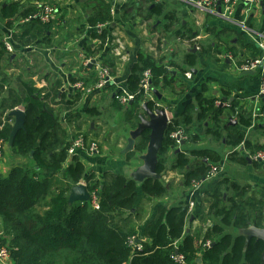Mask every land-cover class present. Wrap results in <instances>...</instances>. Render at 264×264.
I'll use <instances>...</instances> for the list:
<instances>
[{
	"label": "crops",
	"instance_id": "0c3cea01",
	"mask_svg": "<svg viewBox=\"0 0 264 264\" xmlns=\"http://www.w3.org/2000/svg\"><path fill=\"white\" fill-rule=\"evenodd\" d=\"M18 1L23 9H33L46 0H0V38L12 47L9 60L5 57L0 59V67L11 75L5 89H13L17 93L19 80L34 81L35 88L41 90L54 119L65 129L68 140L83 133L97 143V152L77 151L87 166V174L95 173L101 178L106 171H114L133 178V173L143 163L141 156L146 152L148 143L144 151L137 150L138 137L133 147L128 148V137L130 131L138 126L136 123L140 122L135 106L140 105L141 110L138 112L146 115L143 105L148 99L135 102L132 99L128 104H122L117 98L121 89L127 90V80L141 52L164 63L172 71L170 83L154 82L151 88V99L157 106L167 110L170 120L182 121L187 109L191 110L193 120L187 127L189 133L199 135V139L190 137L185 144H180L182 152L204 149L227 160L233 145L227 143L226 138L220 140L206 134L209 121L198 119L196 97L203 93L207 97L220 98L229 103L237 100V106L244 105L249 109L255 105V97L264 79V65L247 73L239 70L236 64H240L239 60L243 63L253 59L256 53H262L258 43L264 39V7L261 4L233 0L229 5L232 13L225 18L200 9L189 0H111L114 21L104 27L109 28V33L103 44L101 39L93 36L97 27L87 23L88 15L93 13L99 0H49L60 9L58 18L62 19L54 28L51 41L45 42L39 38L33 44L23 45L13 38L15 33L23 31L21 15L15 16L11 20L12 25H8L10 20L2 12L5 5ZM155 3L162 6L160 13L152 11ZM97 30L101 31L99 28ZM87 44L98 48L89 57L84 50ZM100 44H103L102 48H99ZM189 54L196 55V63L184 71ZM83 56L91 58V61L85 63ZM110 58H113L112 61L107 62ZM95 62L107 68L113 77L112 85L105 92L96 88L99 68ZM83 79L87 84L81 88L82 95L77 98L80 88L75 83ZM224 91H228L230 96H225ZM67 101H72V106L66 107ZM263 102L264 97L260 103ZM91 106H96L100 113L90 114L88 109ZM17 108L23 109L20 105ZM5 118L6 115L1 116L3 122ZM234 118L229 106L225 107L222 119H231L236 123ZM260 119L246 130L245 138L250 139L254 148L262 147L264 151V131L258 128ZM223 132L232 133V130L224 129ZM177 148L168 152L170 162L175 160ZM234 149H239L240 155L247 159L226 161L223 169L214 177L202 181L197 190L181 187L184 170L166 169L163 178L170 192L152 201L144 200L146 215L139 226V237L146 239V225L155 218L159 206H189L191 200L195 201V205L186 231L197 227L205 231L212 222L219 220L215 217L201 219L200 215L209 209L212 190L227 178V183L223 184L224 198L235 195L237 200L249 203L251 222L248 227H263L264 161L251 157L254 149L243 148L242 145ZM3 154L0 158V173L3 175H7L13 166L29 162L28 158L18 155L11 160L10 154L13 153L9 145ZM199 160L195 158L193 165ZM138 183L140 201L145 193L142 182ZM235 183L243 187L240 194L234 190ZM248 227L239 229L230 224L226 226L225 232L235 238L246 232ZM0 264L5 263L0 261Z\"/></svg>",
	"mask_w": 264,
	"mask_h": 264
},
{
	"label": "trees",
	"instance_id": "16d2710c",
	"mask_svg": "<svg viewBox=\"0 0 264 264\" xmlns=\"http://www.w3.org/2000/svg\"><path fill=\"white\" fill-rule=\"evenodd\" d=\"M260 1L264 4V0ZM41 6L23 9L18 1L3 7V16L10 20L8 25H12L11 20L15 16L21 15L23 31L15 33L13 38L23 45L33 44L39 38L50 42L54 28L59 24L60 16L56 20L43 22L36 15ZM161 9L162 6L156 3L152 6V11L160 13ZM113 21L111 0H99L93 13L87 17V23L94 28ZM97 29L93 36L101 39L104 44L109 28L101 29L100 32ZM97 49L96 46L87 44L84 47L85 55L89 57ZM4 57L9 60L11 53L5 40L0 38V59ZM196 59L195 54H189L187 67L183 70L187 71L194 66ZM239 63L242 62L239 60ZM113 64L112 62L111 65ZM147 68L151 69L155 83H170L172 71L164 63L141 52L127 80V90L134 94L133 102L146 98L149 107L155 109L157 104L145 97L141 88L142 74ZM10 79L11 75L0 67V137L7 142L13 154L29 160L26 164L13 166L7 175L0 173V249H9L13 264H182L171 257L175 252L185 256L186 264H264V240L256 237L247 239L243 234L234 238L225 232L226 226L230 224L242 229L247 228L251 222L249 203L237 200L235 195L224 198L223 184L227 183L228 178L221 180L212 190L209 209L207 213L200 215L201 219L215 217L219 220L212 222L205 231L202 227L186 231L191 217L189 206L170 207L164 204L158 207L155 218L146 225V239L139 237V226L146 215L144 200L152 201L170 192L168 183L163 178L166 169L184 170L181 187L187 189L195 181L205 180L211 173L212 166L224 159L202 149L180 151L176 153L174 161L168 160V152L180 146L177 138L172 136L173 132L182 130L186 136L185 142L190 137L199 139V135H191L187 127L193 120L190 108L182 121L171 120L158 155L159 177H149L142 182L145 197L138 201L139 183L136 179L114 171H106L101 178L95 173L87 174L86 164L77 152L70 154L69 147L75 139L82 136L86 144L85 150L90 152L92 141L88 135L79 133L68 140L65 129L49 111L41 90L35 88V82L19 80V90L15 93L13 89H5V84ZM83 81L84 88L87 83L84 79ZM111 83L105 87L104 92ZM122 92L120 90L117 93V98ZM81 93L79 89L77 98ZM224 95L230 96V93L224 91ZM196 99L198 119L209 121L206 134L215 139L226 138V142L233 145L228 154V162L247 159L240 155L239 149H234L243 141V148L254 149L253 152L262 150V147L254 148L250 139L245 138L246 130L255 123L249 108L237 106V100L231 101L228 106L235 116L234 123L231 119H222L224 109L228 106L217 104L216 101L220 98L207 97L201 93ZM19 105L26 113L25 128L19 130L13 142H10L14 123V116L10 112ZM70 106L72 101H67L66 107ZM135 107L137 119H140L141 113L138 110H141V106ZM88 112L92 115L100 113L96 106H91ZM4 115L6 120L3 122L1 116ZM223 128L231 129L232 133L224 134ZM258 128L264 131V118L260 119ZM149 133V130H145L139 136L137 150L144 151L149 142ZM132 157L133 155L130 159ZM195 158L200 160L193 165ZM81 182L85 183L89 194L98 191L100 208L92 207L91 199H71L73 187ZM233 186L235 191L238 190L237 194H240L243 187L236 183ZM258 225L261 226L260 223ZM131 237L141 239L136 247L130 245ZM207 241H211L210 247L205 246ZM138 245L142 247L138 249ZM198 258H201L200 263Z\"/></svg>",
	"mask_w": 264,
	"mask_h": 264
},
{
	"label": "built area",
	"instance_id": "2783aa9c",
	"mask_svg": "<svg viewBox=\"0 0 264 264\" xmlns=\"http://www.w3.org/2000/svg\"><path fill=\"white\" fill-rule=\"evenodd\" d=\"M194 6L209 11V12H214L217 13L225 18L230 17L231 15V11L229 8V5L231 3V0H189ZM248 1L252 4H261L264 7V4L260 1V0H245ZM58 8L56 7L55 4H53L52 2H45L42 3V6L40 8V10L36 13L37 16H39L41 18V20L43 22H49V21H53L56 20L58 18ZM109 23H104V24H99L97 25V27L101 30L102 28L108 26ZM259 45L262 49V53L258 54L255 58L247 60L243 63L240 64H236V66L238 67L239 70L242 71H246V70H251V69H257L260 66L264 65V39H260L259 40ZM8 50H12V47L9 43H6ZM84 57V56H83ZM85 58V63H89L91 61V58ZM98 66V81L96 83V88L99 91H104L105 87L112 82L113 77L111 75V73L109 72V70L105 67H103L102 65H100V63L95 62ZM190 74V73H189ZM154 81H153V73L151 71V69L147 68L146 70L143 71L142 74V79H141V88L142 91L145 94V97L147 98H153L150 95L151 92V88L153 87ZM75 86L77 88H83V81H77L75 83ZM121 91H123L119 96H118V100L119 102H121L122 104H128L132 99H134V94L129 92L126 89H121ZM264 97V79L261 81V86H260V90L257 94V96L255 97V105L253 107H250L252 115L255 119V121H257V119L260 118H264V102L263 104H261L260 102L263 100ZM217 104H221L224 106H228L229 102L228 101H223L218 99L216 101ZM10 122H12V120H10ZM1 128V126H0ZM173 137L177 138V141L180 143L182 139H185L186 136L184 135V132L182 130H179L177 132H173L172 133ZM181 144V143H180ZM241 145H244V142L241 143ZM6 146L8 147L7 142L0 137V158L4 153V150L6 148ZM86 149V144L85 141L83 139V137H78L77 139H75L72 143V145L69 147V153L70 154H74L76 153L78 150H85ZM98 151V145L96 142H92L90 144V152H97ZM251 157L255 160H261L264 161V151L259 150L254 152ZM226 159L223 160L221 162V164H215L212 166L211 169V173L208 175V178L214 177L215 175H217L222 169H223V165L226 163ZM205 179V180H206ZM204 181V180H203ZM202 181H195L192 185V190H197V188L200 186ZM80 184H84V182H81ZM99 193L98 191H94L91 195L92 197V207L94 208H99L100 207V201H99ZM195 205V201L191 200L190 202V211L192 210V208ZM130 245H133L134 247H136V239L135 237H131L129 240ZM177 246V243L175 244ZM211 245V241H207V243L205 244L206 247H210ZM142 246L138 245V249H140ZM176 262L182 263V264H186V260H185V256L179 252H175L172 254L171 256ZM0 261L5 263V264H13L12 261V257H11V253L9 251L8 248L6 247H2L0 249Z\"/></svg>",
	"mask_w": 264,
	"mask_h": 264
},
{
	"label": "water",
	"instance_id": "95a60500",
	"mask_svg": "<svg viewBox=\"0 0 264 264\" xmlns=\"http://www.w3.org/2000/svg\"><path fill=\"white\" fill-rule=\"evenodd\" d=\"M115 25V23H114ZM247 73H252L253 70L245 71ZM133 101V100H132ZM143 109L146 111V115L140 114V122L138 126L130 131V136L128 137V148H132L136 138H138L145 130H149V142L146 152L141 156L143 163L135 170L133 173V178L139 182H143L149 177H159L157 172V165L159 162V152L163 147L166 131L170 125V118L168 117L167 110L164 107H157L155 109L150 108L148 103H144ZM10 114L15 117V123L12 126V131L10 135V142H13L17 132L25 128V118L26 113L21 108L13 109ZM181 144H185V140L182 139ZM182 151L180 147L176 149V152ZM33 153H31V156ZM89 198V191L84 184H78L73 187L71 191L72 200L85 201ZM242 233L250 239L256 237L257 239L264 240V226H252ZM139 238L136 239L139 242ZM197 261L200 263L201 258Z\"/></svg>",
	"mask_w": 264,
	"mask_h": 264
},
{
	"label": "rangeland",
	"instance_id": "374dc122",
	"mask_svg": "<svg viewBox=\"0 0 264 264\" xmlns=\"http://www.w3.org/2000/svg\"><path fill=\"white\" fill-rule=\"evenodd\" d=\"M6 147H7V146H6ZM4 151H5V150H4ZM6 151H7V153H8V152H9V149L7 148V150H6ZM3 156H4V154H3ZM10 156H11V157H10V159H11V160H13V159H14V157H16V155H15V154H13V155H12V154H10Z\"/></svg>",
	"mask_w": 264,
	"mask_h": 264
},
{
	"label": "bare ground",
	"instance_id": "6f19581e",
	"mask_svg": "<svg viewBox=\"0 0 264 264\" xmlns=\"http://www.w3.org/2000/svg\"><path fill=\"white\" fill-rule=\"evenodd\" d=\"M219 164H221V162L219 163ZM86 186V185H85ZM91 195L92 194H89V198L87 199V200H89V199H91V201H92V197H91ZM87 200H85V201H87ZM100 204V203H99ZM189 207H190V205H189ZM100 208V207H99ZM98 209V208H97Z\"/></svg>",
	"mask_w": 264,
	"mask_h": 264
}]
</instances>
